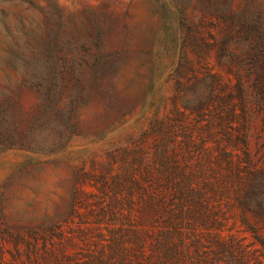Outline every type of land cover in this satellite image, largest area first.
Here are the masks:
<instances>
[{"label": "rangeland", "instance_id": "obj_1", "mask_svg": "<svg viewBox=\"0 0 264 264\" xmlns=\"http://www.w3.org/2000/svg\"><path fill=\"white\" fill-rule=\"evenodd\" d=\"M249 1L0 0V264H264L259 66L230 39ZM40 34L82 93L64 131L31 125Z\"/></svg>", "mask_w": 264, "mask_h": 264}, {"label": "trees", "instance_id": "obj_2", "mask_svg": "<svg viewBox=\"0 0 264 264\" xmlns=\"http://www.w3.org/2000/svg\"><path fill=\"white\" fill-rule=\"evenodd\" d=\"M253 2L254 0H251L245 5L244 15L240 19L238 25L239 30L236 33H231L230 39L244 49L249 60L253 64L259 66L256 71V83L259 85L261 100L264 102V9L259 13L261 9L258 8L257 11L251 15L249 8L250 6L251 8L254 7ZM56 18L60 19V13L56 14ZM103 18L106 17L103 15ZM90 22L91 28L95 29L99 34L103 25H98L95 19H92ZM81 45L85 49L87 47H93L99 50L100 39L85 37ZM32 49L34 57L31 61L26 62L28 65L27 75H25L24 79V82L33 87L38 93V101L32 116L31 125H35L38 130H41L48 128L51 124H58L59 129L64 131L67 127L66 123L69 120L68 113L62 117L65 112L63 103L64 97L67 95L72 96L70 98L71 107L69 111L66 110V112L74 113L73 110L76 111L79 105L77 101L82 96L81 90L72 92L65 90V75L60 73L57 56L54 53L53 47H50V42L44 34H40L36 37ZM93 57L94 61H101L102 55L97 53L93 55ZM93 65L95 66L96 64L94 63ZM11 67L13 69H18L16 64H11ZM5 79L6 77L0 75V95L2 94L3 96H7V93L3 89V85L5 84L3 81ZM73 118H75V116ZM9 121H11V118L7 109L5 107H0V132L7 128L14 130L13 125L9 127ZM74 125V123L71 124V126Z\"/></svg>", "mask_w": 264, "mask_h": 264}]
</instances>
